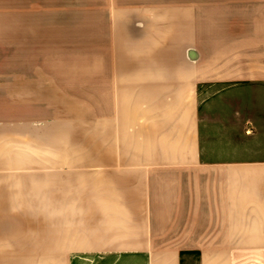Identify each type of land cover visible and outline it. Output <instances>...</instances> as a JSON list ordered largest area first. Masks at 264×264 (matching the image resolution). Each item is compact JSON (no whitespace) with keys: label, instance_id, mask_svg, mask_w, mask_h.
<instances>
[{"label":"crops","instance_id":"0c3cea01","mask_svg":"<svg viewBox=\"0 0 264 264\" xmlns=\"http://www.w3.org/2000/svg\"><path fill=\"white\" fill-rule=\"evenodd\" d=\"M8 2V26L0 30L9 31L14 61L33 60V29L49 23L34 25L32 16L48 8ZM73 3L66 10L83 16L73 17L72 26L87 27L74 30L88 34L90 53L82 56L98 58L91 87L103 144L98 141L96 170L76 183L64 178L52 185V202L69 204L63 217L72 220L65 229L55 224L54 231L71 230L74 237L85 229L86 235L85 242L65 248L72 254L63 264H181L188 248L169 238L171 223L239 219L234 172L258 170L239 167L228 153L209 154L206 146L227 144L217 114L227 111L231 97L241 95L243 105L262 109L264 0ZM55 10H65L64 4ZM21 45L25 58L17 52ZM13 83L21 86L19 70ZM102 153L114 158L103 160ZM78 202L83 205L74 206ZM78 217L84 223L73 222Z\"/></svg>","mask_w":264,"mask_h":264},{"label":"rangeland","instance_id":"374dc122","mask_svg":"<svg viewBox=\"0 0 264 264\" xmlns=\"http://www.w3.org/2000/svg\"><path fill=\"white\" fill-rule=\"evenodd\" d=\"M72 2L86 7L87 0H31L33 7L48 8L42 16L33 13L34 25L49 23L33 29V44L28 45L33 60L14 61L18 55L9 31L0 30V264H63L72 254L65 248L72 241H86L85 229L74 237L71 230L54 231L55 224L65 229L72 220L63 217L69 204L52 202L57 180L75 182L96 170L97 145L103 144V137H97L91 87V64L98 58L82 56L90 53L88 34L74 30L87 27L72 26L73 17L83 16L66 10ZM62 3L65 10L56 12ZM8 5L0 0L2 28L8 26ZM17 48L19 58L27 57L25 45ZM17 70L20 87L13 83ZM242 101L241 95L231 97L227 111L218 112L227 127L220 139L227 144L206 146V152L231 154L239 167L250 164L258 170L234 172L239 219L171 223L169 238L188 248L181 264H264V99L260 110ZM19 119L34 124L21 127ZM107 131L105 137L109 134L112 141V130ZM115 140L122 158L117 130ZM101 156L114 158L112 153Z\"/></svg>","mask_w":264,"mask_h":264}]
</instances>
